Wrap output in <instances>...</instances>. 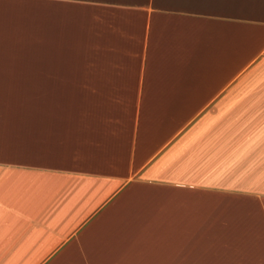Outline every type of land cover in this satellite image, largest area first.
<instances>
[{
  "label": "crops",
  "instance_id": "obj_1",
  "mask_svg": "<svg viewBox=\"0 0 264 264\" xmlns=\"http://www.w3.org/2000/svg\"><path fill=\"white\" fill-rule=\"evenodd\" d=\"M0 264H264V0H0Z\"/></svg>",
  "mask_w": 264,
  "mask_h": 264
},
{
  "label": "rangeland",
  "instance_id": "obj_2",
  "mask_svg": "<svg viewBox=\"0 0 264 264\" xmlns=\"http://www.w3.org/2000/svg\"><path fill=\"white\" fill-rule=\"evenodd\" d=\"M32 50V48H27V51Z\"/></svg>",
  "mask_w": 264,
  "mask_h": 264
}]
</instances>
